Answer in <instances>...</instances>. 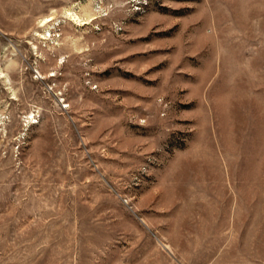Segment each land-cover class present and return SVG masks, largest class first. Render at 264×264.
<instances>
[{
    "label": "rangeland",
    "instance_id": "rangeland-1",
    "mask_svg": "<svg viewBox=\"0 0 264 264\" xmlns=\"http://www.w3.org/2000/svg\"><path fill=\"white\" fill-rule=\"evenodd\" d=\"M0 264H264V0H0Z\"/></svg>",
    "mask_w": 264,
    "mask_h": 264
}]
</instances>
